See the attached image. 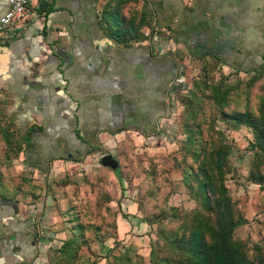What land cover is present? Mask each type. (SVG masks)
Returning a JSON list of instances; mask_svg holds the SVG:
<instances>
[{"label":"crops","instance_id":"1","mask_svg":"<svg viewBox=\"0 0 264 264\" xmlns=\"http://www.w3.org/2000/svg\"><path fill=\"white\" fill-rule=\"evenodd\" d=\"M252 53L264 55V0H32L0 39V264H46L50 178L159 134L178 66L264 68Z\"/></svg>","mask_w":264,"mask_h":264},{"label":"rangeland","instance_id":"2","mask_svg":"<svg viewBox=\"0 0 264 264\" xmlns=\"http://www.w3.org/2000/svg\"><path fill=\"white\" fill-rule=\"evenodd\" d=\"M247 57L264 65V55ZM180 66L170 87L175 114L159 134L94 148L50 178L46 264H184L178 243L215 219L200 182L202 159L217 147L237 221L232 238L245 264H264V68L212 57ZM106 153L115 170L100 164Z\"/></svg>","mask_w":264,"mask_h":264},{"label":"trees","instance_id":"3","mask_svg":"<svg viewBox=\"0 0 264 264\" xmlns=\"http://www.w3.org/2000/svg\"><path fill=\"white\" fill-rule=\"evenodd\" d=\"M223 152L222 147H217L206 152L205 159H202L205 173L203 182H200L202 204L215 211V219H207L202 226L194 225L187 243H178L184 250V264H245L239 245L232 238L237 221L233 219L231 200L222 183Z\"/></svg>","mask_w":264,"mask_h":264},{"label":"built area","instance_id":"4","mask_svg":"<svg viewBox=\"0 0 264 264\" xmlns=\"http://www.w3.org/2000/svg\"><path fill=\"white\" fill-rule=\"evenodd\" d=\"M32 0H7L8 8L0 16V39L6 30L22 25L28 19V5Z\"/></svg>","mask_w":264,"mask_h":264},{"label":"water","instance_id":"5","mask_svg":"<svg viewBox=\"0 0 264 264\" xmlns=\"http://www.w3.org/2000/svg\"><path fill=\"white\" fill-rule=\"evenodd\" d=\"M99 162L102 166L109 167L112 170H115L118 166V161L110 153L102 155Z\"/></svg>","mask_w":264,"mask_h":264}]
</instances>
